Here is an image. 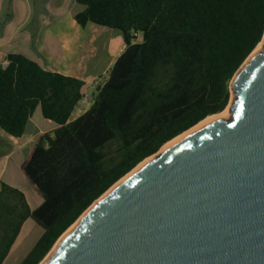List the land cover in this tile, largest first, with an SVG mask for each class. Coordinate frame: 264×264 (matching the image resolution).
<instances>
[{
  "label": "trees",
  "instance_id": "trees-1",
  "mask_svg": "<svg viewBox=\"0 0 264 264\" xmlns=\"http://www.w3.org/2000/svg\"><path fill=\"white\" fill-rule=\"evenodd\" d=\"M75 1L84 7L75 16L80 27L118 31L125 48L72 121L82 81L20 54L0 67V129L21 137L37 108L55 125L36 138L20 168L41 204L30 210L21 192L1 184L0 264L26 219L43 233L19 264H39L140 162L225 110L231 79L264 34V0Z\"/></svg>",
  "mask_w": 264,
  "mask_h": 264
},
{
  "label": "water",
  "instance_id": "water-1",
  "mask_svg": "<svg viewBox=\"0 0 264 264\" xmlns=\"http://www.w3.org/2000/svg\"><path fill=\"white\" fill-rule=\"evenodd\" d=\"M262 39L231 79L228 118L114 186L39 264H264Z\"/></svg>",
  "mask_w": 264,
  "mask_h": 264
},
{
  "label": "crops",
  "instance_id": "crops-1",
  "mask_svg": "<svg viewBox=\"0 0 264 264\" xmlns=\"http://www.w3.org/2000/svg\"><path fill=\"white\" fill-rule=\"evenodd\" d=\"M83 10L75 0H0V67L7 64L8 55L20 54L46 71L82 81V94L92 95L96 86L106 80L125 44L118 31L92 23L80 27L75 16ZM89 107L79 102L69 121ZM54 129L55 125L41 116L39 108L32 113L21 137L0 129V190L2 183L18 190L30 210L39 206L42 198L23 177L20 168L36 138ZM27 223L31 224L30 230L42 235L43 229L26 219L1 264L14 263L17 243Z\"/></svg>",
  "mask_w": 264,
  "mask_h": 264
},
{
  "label": "bare ground",
  "instance_id": "bare-ground-1",
  "mask_svg": "<svg viewBox=\"0 0 264 264\" xmlns=\"http://www.w3.org/2000/svg\"><path fill=\"white\" fill-rule=\"evenodd\" d=\"M263 40V39H262ZM262 40L260 41V43L257 45V47L252 51V53L248 56V58L246 59V62H248V60L253 57L258 51H260L263 47V43ZM226 119L228 118V109L223 110L222 112H220L219 114H215V115H211L205 119H203L202 121H200L198 124H196L195 126H193L192 128H190L189 130L185 131L184 133H182L181 135L175 137L174 139L170 140L169 142L165 143L157 153H155L154 155L144 159L142 162H140L134 169H132L127 175H125L121 180H119L115 185H113L108 191H106L99 199H97L93 204H96L97 202H99L101 199H103L105 196H107V194L114 188V186H116L118 183L122 182L123 180H125L126 178H129L130 176L134 175L136 172H138L145 164H147L149 161L155 159L157 157V155L162 154L163 152H165L166 150H168L169 148H171L174 144H176L179 140H181L183 137L187 136L188 134L204 127L205 125L211 123L212 121L216 120V119ZM89 209H87L88 211ZM86 211V212H87ZM84 216V215H82ZM82 216L70 227L68 228V230H66L65 233H63V235H61V237L57 240V242L55 243V245L52 247L51 251L49 252V254L47 255L50 256V254L53 252V250H55V248L57 247V245L59 244L60 240L72 229L74 228L78 222L80 221V219L82 218ZM31 231V230H30Z\"/></svg>",
  "mask_w": 264,
  "mask_h": 264
},
{
  "label": "rangeland",
  "instance_id": "rangeland-1",
  "mask_svg": "<svg viewBox=\"0 0 264 264\" xmlns=\"http://www.w3.org/2000/svg\"><path fill=\"white\" fill-rule=\"evenodd\" d=\"M140 40H141V37L139 36L137 38V41H140ZM225 109H227V107ZM30 228H31V224L27 223L24 225V227L22 229V234H21L20 240L17 243L18 248H16V253L14 254V263L15 264H19L22 261V259L25 257V255L28 253V251H30V249L32 248V246L34 245V243L36 242V240L40 236L39 231H33V230L30 231ZM26 234H28V236L26 238H23L24 235H26ZM14 263H12V264H14Z\"/></svg>",
  "mask_w": 264,
  "mask_h": 264
},
{
  "label": "built area",
  "instance_id": "built-area-1",
  "mask_svg": "<svg viewBox=\"0 0 264 264\" xmlns=\"http://www.w3.org/2000/svg\"><path fill=\"white\" fill-rule=\"evenodd\" d=\"M136 40L139 37V34H134ZM93 99H92V95L91 94H84L82 97V100L80 101V105L87 107L89 105H91Z\"/></svg>",
  "mask_w": 264,
  "mask_h": 264
}]
</instances>
